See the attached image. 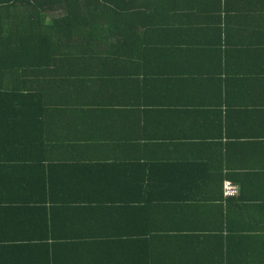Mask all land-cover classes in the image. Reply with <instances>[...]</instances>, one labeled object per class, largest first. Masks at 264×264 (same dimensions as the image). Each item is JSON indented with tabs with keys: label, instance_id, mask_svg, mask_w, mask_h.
I'll return each instance as SVG.
<instances>
[{
	"label": "crops",
	"instance_id": "1",
	"mask_svg": "<svg viewBox=\"0 0 264 264\" xmlns=\"http://www.w3.org/2000/svg\"><path fill=\"white\" fill-rule=\"evenodd\" d=\"M175 5L171 0L166 12L146 9L141 21L147 17L150 33L143 26L129 30L152 40L150 45L161 42L148 50L147 84L140 81L143 75H121L118 82L104 79L115 91L105 102L83 81L79 89L88 93L89 103L78 96L72 104L0 105V264H174L173 259L191 258V249L176 253L177 246L150 235L158 218H231L234 235L227 248L197 251L199 257L223 258L208 264H264V39L259 34L264 33V0H228L229 33H242H211L236 46L223 54L232 71L222 75L228 80V134L236 136L223 174L238 195L216 203L200 199L215 187L192 185L190 175L193 161L202 158V165L217 172L223 165L221 147L190 140L198 123L192 126L190 109L181 102L198 101V95L191 94L193 85L186 95L177 89L186 77L177 69H189L198 59L186 56L180 66L174 55L159 63L172 64L166 85L167 76H160L153 62L164 42H177L175 27L190 21L176 18L184 12ZM52 15L44 13L39 26ZM14 22L2 31L8 33ZM208 36L202 40L212 41ZM38 77L0 70V90L25 93L28 80Z\"/></svg>",
	"mask_w": 264,
	"mask_h": 264
},
{
	"label": "trees",
	"instance_id": "2",
	"mask_svg": "<svg viewBox=\"0 0 264 264\" xmlns=\"http://www.w3.org/2000/svg\"><path fill=\"white\" fill-rule=\"evenodd\" d=\"M170 1L0 0V70L16 71L21 74L24 71H29L33 75H39L37 79L28 80L29 84L25 93L1 88L3 90H0V105L72 104L78 102V96L81 103H89L88 93L79 89L80 83L83 81L90 82L87 88L94 92L92 94L104 97L105 102L106 98L115 97L108 95L115 91L106 87L103 83L104 79L105 81L113 79L118 82L122 78L121 75H143L145 78L139 80L144 85L147 84V80L150 79L147 78V75L152 74L148 70L147 61H145L150 55L152 56L148 50L158 49L152 45L161 42H153L150 45L152 40H142L137 35L131 34L129 30L143 26L150 33V22L147 21L146 16H143L141 21V15L147 14L146 9H150L149 7L153 10L166 12ZM173 1L176 3V10L184 12L176 18H181V20L186 18L190 21L189 23L183 21L175 27L177 42L169 40L164 42L165 47H162L160 55L153 59L155 60L153 62L156 63L157 73L160 76H167L164 78L166 85L170 79H168L170 74L168 70L172 64L162 66L159 63L170 62L174 55L177 56L179 60L177 65L180 66L184 58L185 61L188 59L186 56L189 58L194 56L195 60L198 59L195 65L191 61L193 67L189 69L186 67L177 69V75L180 73V75L186 76H183L185 80L177 84V89H181L182 95H186L189 87L193 85L190 92L192 95H198V101L181 102L187 106L185 108L190 109L192 126L198 123L190 140L202 142L204 146H208L210 141V145L221 147L222 153L219 155L223 157V165L217 169V172L213 167H209L208 163L202 165L204 159L202 158L199 160V164L196 163L197 161H193V174L190 175L192 185L201 183L206 187H215L214 191H204L200 193L203 197H199L204 202L216 203L224 201L223 184L231 180L229 175L223 174V169L228 168L224 161L227 162L230 158V149L235 147L231 142H235L236 136L228 134L229 106L226 99L228 80L222 75L232 73L231 69L223 64L224 51H230L236 46L228 42L227 36L223 39L211 33L221 30L223 33H229L227 15L231 13L226 5L228 0ZM207 3H212V5ZM234 11L239 13L237 9ZM46 12H52L53 15L48 24L39 26L41 16ZM12 14H15L16 17H11ZM26 14L30 16L27 17ZM19 16L22 19L17 21ZM171 18L175 19V16ZM13 21H15L12 23L13 29L8 33L3 32V25ZM173 24L175 25V20ZM240 33L242 31L238 30L230 31L229 34L239 36ZM259 34L264 39V33ZM184 35L189 37H183ZM205 36L213 38V40L205 42L202 40ZM254 36L258 42L262 43L263 40L258 34H254ZM206 57L207 60H201ZM129 68L132 70L130 71ZM172 68L174 69V67ZM171 74L174 73L171 72ZM19 80L23 81V79ZM132 80L136 81V78H132ZM4 81L6 80H3L2 84H5ZM155 84L153 81L148 82V85ZM144 98L148 99L147 96ZM164 103L150 104L161 105ZM224 139L225 143L222 142ZM199 167H201V171ZM176 181V184L180 183L182 177L177 178ZM236 184L239 185V188L242 187L240 183L236 182ZM163 195L170 194L163 191ZM166 197L170 199L172 196ZM233 199L234 197L226 198L230 202ZM237 199H240V196ZM230 219L158 218L159 224L151 227L153 234L150 235L153 238L160 237L161 243L169 242V244L177 246L176 253L187 252L186 249L192 250L191 258H176L170 263H218L223 258L214 259L213 256L200 258L197 251L227 248L234 235V232L230 233L232 232ZM202 225L206 226L200 228Z\"/></svg>",
	"mask_w": 264,
	"mask_h": 264
},
{
	"label": "built area",
	"instance_id": "3",
	"mask_svg": "<svg viewBox=\"0 0 264 264\" xmlns=\"http://www.w3.org/2000/svg\"><path fill=\"white\" fill-rule=\"evenodd\" d=\"M238 195V188L232 182L226 181L223 184L224 198H233Z\"/></svg>",
	"mask_w": 264,
	"mask_h": 264
}]
</instances>
